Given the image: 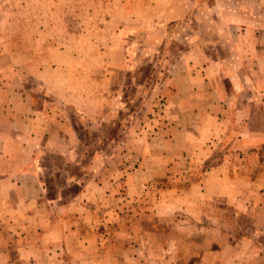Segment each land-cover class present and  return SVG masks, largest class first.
I'll list each match as a JSON object with an SVG mask.
<instances>
[{
	"label": "crops",
	"instance_id": "0c3cea01",
	"mask_svg": "<svg viewBox=\"0 0 264 264\" xmlns=\"http://www.w3.org/2000/svg\"><path fill=\"white\" fill-rule=\"evenodd\" d=\"M197 2L224 27L184 36L227 43L181 47L148 135L91 136L126 102L119 42L97 65L0 48V264H264V26L254 0Z\"/></svg>",
	"mask_w": 264,
	"mask_h": 264
},
{
	"label": "rangeland",
	"instance_id": "374dc122",
	"mask_svg": "<svg viewBox=\"0 0 264 264\" xmlns=\"http://www.w3.org/2000/svg\"><path fill=\"white\" fill-rule=\"evenodd\" d=\"M254 1L256 18L252 22L261 28L264 26L261 22L264 6H261V0ZM197 3V0H0V48L5 45L7 49L15 47L22 60L24 52L21 50L24 51L33 40L40 38V45L59 43L65 61H69L71 54L75 56L77 52L81 60L97 65L100 60L97 59L96 46L101 45L104 38L109 39L111 59L117 60L118 55L112 47L119 42L128 56L125 61L130 63L123 90L126 91L123 95L126 102H112L114 108L120 105V115H111V126H98L91 136L103 131L106 133L103 138H110L112 142L127 138L130 134L148 135L159 123L156 120L163 104L161 81L168 64L180 54L181 47L184 44L195 48L204 44L227 43L219 36L208 37L207 40L204 37L188 39L184 36L187 29L191 34L201 31L203 35H214L221 26L224 27L213 21L214 17H219L218 10L207 12L206 7H197ZM219 10L225 13L226 9L220 7ZM134 16L142 22L133 23ZM118 17H123L122 23L127 26L125 38L118 35L120 29L114 23ZM205 28H208L207 32ZM42 47L43 51L46 47L43 44ZM119 118L123 123V127L120 125L123 132H119L118 125H112ZM85 135V131L80 133L82 139H85ZM52 156L46 155L47 164L56 159ZM90 161L84 158L89 168ZM57 184L59 186L61 182H56L55 186ZM72 189L76 191L78 188ZM255 214L254 220L257 219ZM240 220L244 225H252L248 218L240 217Z\"/></svg>",
	"mask_w": 264,
	"mask_h": 264
}]
</instances>
